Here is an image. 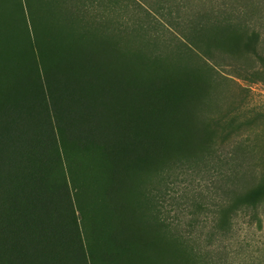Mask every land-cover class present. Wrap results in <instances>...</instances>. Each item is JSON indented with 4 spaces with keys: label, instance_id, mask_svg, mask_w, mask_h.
Wrapping results in <instances>:
<instances>
[{
    "label": "trees",
    "instance_id": "obj_1",
    "mask_svg": "<svg viewBox=\"0 0 264 264\" xmlns=\"http://www.w3.org/2000/svg\"><path fill=\"white\" fill-rule=\"evenodd\" d=\"M223 1L216 16L191 18L189 0H132L119 23L93 0H0V264H147L159 228L191 264H232L237 218L264 204V150L233 143L240 127L223 117L209 119L220 133L208 141L210 124L192 118L199 89L163 54L215 69L240 50L263 58L248 12ZM227 30L242 35L230 53ZM189 172L223 189L210 211L215 246L166 216Z\"/></svg>",
    "mask_w": 264,
    "mask_h": 264
},
{
    "label": "rangeland",
    "instance_id": "obj_2",
    "mask_svg": "<svg viewBox=\"0 0 264 264\" xmlns=\"http://www.w3.org/2000/svg\"><path fill=\"white\" fill-rule=\"evenodd\" d=\"M239 1L240 5H237L236 11L248 12L246 21L250 29L260 34L259 50L263 58L245 55L244 51L240 50L236 59L228 57L230 59L226 60L228 62H213L214 65H217L215 69L204 57L193 55L189 60L185 55L175 54L176 48L164 50L163 54L166 53L168 60L173 61L167 65L168 68L187 74L191 84L199 89L198 98L193 105V119L197 122H202V120L208 122L211 118L219 117L227 120L232 119L234 127L232 131L235 133L236 127L238 125L240 127L237 129L238 134L232 139L233 143L243 140L248 143L249 147L257 152H262L264 150V0ZM92 4L94 9H98L100 16L105 14L107 19L119 23L134 13L132 0H93ZM222 4H224L223 0H189L186 4V11L191 18H194L195 13L198 12L216 16L218 14L216 9ZM226 5L228 6L229 3ZM222 7L224 8V5ZM173 28L178 31L176 26ZM241 36L238 30L225 31L224 36L220 39L225 52L230 53L229 51H232L231 42L241 39ZM129 46L122 45L119 49L126 54L131 47ZM145 49L149 57L145 56L144 59L152 64L157 59L148 60V58L154 57L153 52ZM180 60L179 64L177 61ZM229 61H233L235 64L233 65ZM164 62L168 63L167 60ZM235 65L237 69L242 68V70L239 72L235 70ZM211 67L215 70L214 75L208 70L212 69ZM246 120L250 123L245 125ZM205 128L209 131V136L206 134V138H211L208 141H215L220 133L219 127L210 124ZM202 174L189 172L181 176L178 184L172 190V194L166 196L164 208L167 218L177 224L180 222L181 228L201 234L203 236L201 241L204 245L215 246L219 242L210 235L213 226L210 211L223 196V189L208 173ZM133 204L137 214L142 211L146 213V217L152 214L151 208L138 197L134 198ZM207 213L208 219L203 220V216ZM157 234L161 237H157L155 240L159 249L146 250L147 264H191V260L182 256L183 246L180 239L169 237L164 234L161 228L158 229ZM227 243L231 250L236 255L238 254L231 257L232 264H264V204L259 207L256 213L251 209L241 213L234 226V237Z\"/></svg>",
    "mask_w": 264,
    "mask_h": 264
}]
</instances>
